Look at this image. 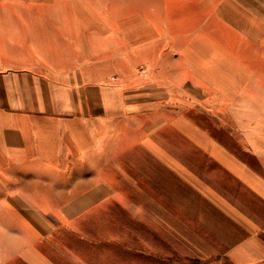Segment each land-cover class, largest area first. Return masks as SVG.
<instances>
[{"label":"crops","instance_id":"obj_1","mask_svg":"<svg viewBox=\"0 0 264 264\" xmlns=\"http://www.w3.org/2000/svg\"><path fill=\"white\" fill-rule=\"evenodd\" d=\"M176 1L184 7L153 8L168 24L164 38L157 25L150 26L151 32H139L131 45L126 34L113 36L106 21L95 23L106 30L95 32L82 47L81 6L0 0V173H9L0 179V264H60L55 255L63 264H93L80 246L53 252L38 247L63 227L76 232L92 210L117 196L115 187L97 175L78 190L83 186L78 169L60 160L93 150L108 133L118 132L123 142L130 124L139 130L138 146L186 174L188 166L155 138L167 126L179 128L264 202V176L187 114L199 104L223 111L255 146L256 123L243 109L264 107L258 94L264 93V0ZM211 22L216 35L210 34ZM169 27L186 29L188 50L167 53L151 46L161 42L171 49L178 42ZM214 92L233 93V102L214 101ZM259 148L253 154L264 156ZM19 172L57 175L30 186ZM60 175L69 178L67 185L57 180ZM51 216L63 227L49 224ZM261 233L264 228L251 232L225 256L232 264L264 263Z\"/></svg>","mask_w":264,"mask_h":264},{"label":"rangeland","instance_id":"obj_2","mask_svg":"<svg viewBox=\"0 0 264 264\" xmlns=\"http://www.w3.org/2000/svg\"><path fill=\"white\" fill-rule=\"evenodd\" d=\"M51 3L53 7H82V47H88L95 32L106 30L95 23L106 21L112 23L108 30L114 32L113 36L117 38L126 34L131 45L137 44L139 32H151L150 26L157 25L160 37L164 38L169 31L163 28L168 24L164 19L161 22L153 8L184 7V3L179 5L176 0H51ZM214 26L215 23L210 28L211 35H216L217 27ZM185 30L182 27L170 28L171 35L179 38L177 43L173 41L171 49L161 42L151 46L158 52H185L188 50L185 49ZM258 94L264 97V93ZM233 96L229 92L213 93L214 101L222 100L223 103L233 102ZM178 111L185 113L186 109L179 108ZM243 111L256 123L259 135L257 141H253L254 147L245 139L243 129L223 111L218 113L210 105L199 104L187 114L209 135L264 176V156L253 154L258 146L263 148L259 150H264V107L245 108ZM137 129V125L130 124L123 142L118 141V132L108 133V139L101 137L93 150L79 157H61V164L66 167L67 164H75L78 169L76 177L83 183L78 190H84L85 184L93 182L97 175L115 187L117 196L92 210L87 218L80 221L74 233L51 216L48 223L63 228L49 240H41L38 247L53 252L58 248L63 250V245L70 249L80 246L87 258L91 256L93 264H193L194 261L196 264H232L225 256L226 252L251 232L264 228V202L222 170L179 128L167 126L155 138L161 146L171 150L179 162L188 166L186 174L170 170L149 148L138 146L140 134ZM20 174L25 176L24 179H30L27 184L30 186L36 179L50 181L57 175L55 172ZM8 175L0 173V179H8ZM68 179L60 175L57 180L67 185ZM59 188L64 187L60 185ZM125 215L129 217L125 218ZM261 234L264 237V233ZM54 257L63 264L62 258Z\"/></svg>","mask_w":264,"mask_h":264},{"label":"trees","instance_id":"obj_3","mask_svg":"<svg viewBox=\"0 0 264 264\" xmlns=\"http://www.w3.org/2000/svg\"><path fill=\"white\" fill-rule=\"evenodd\" d=\"M195 263H193V264H196L197 263V261H194Z\"/></svg>","mask_w":264,"mask_h":264}]
</instances>
